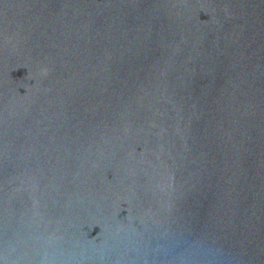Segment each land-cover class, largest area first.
Wrapping results in <instances>:
<instances>
[{
	"label": "water",
	"instance_id": "1",
	"mask_svg": "<svg viewBox=\"0 0 264 264\" xmlns=\"http://www.w3.org/2000/svg\"><path fill=\"white\" fill-rule=\"evenodd\" d=\"M0 264H264V0H0Z\"/></svg>",
	"mask_w": 264,
	"mask_h": 264
},
{
	"label": "clouds",
	"instance_id": "2",
	"mask_svg": "<svg viewBox=\"0 0 264 264\" xmlns=\"http://www.w3.org/2000/svg\"><path fill=\"white\" fill-rule=\"evenodd\" d=\"M47 71H48L47 69H44V70H43V74H44V75H47Z\"/></svg>",
	"mask_w": 264,
	"mask_h": 264
}]
</instances>
